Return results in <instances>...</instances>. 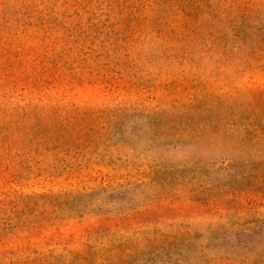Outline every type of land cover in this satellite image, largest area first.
Segmentation results:
<instances>
[{"label": "rangeland", "instance_id": "rangeland-1", "mask_svg": "<svg viewBox=\"0 0 264 264\" xmlns=\"http://www.w3.org/2000/svg\"><path fill=\"white\" fill-rule=\"evenodd\" d=\"M0 264H264V0H0Z\"/></svg>", "mask_w": 264, "mask_h": 264}]
</instances>
